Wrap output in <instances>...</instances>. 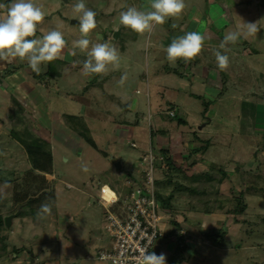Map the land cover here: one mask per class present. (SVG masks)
<instances>
[{"label":"rangeland","instance_id":"374dc122","mask_svg":"<svg viewBox=\"0 0 264 264\" xmlns=\"http://www.w3.org/2000/svg\"><path fill=\"white\" fill-rule=\"evenodd\" d=\"M0 2L10 3L11 0ZM77 2L33 0L44 12V20L37 26L33 39L41 38L51 29H58L67 42L56 59L61 62L55 65L58 76L38 79L33 77L35 72L27 66L26 59L0 60V214L4 218L9 217L8 225L0 231L6 244V254L0 257V264H109L96 259L97 251L108 241L97 192L102 184L114 188L116 176L112 174L120 172L117 164L124 165L126 159H130L129 147L115 141L114 127L117 123L125 124L120 117H128L124 118L128 125L132 123L134 113L140 118L147 116L143 94L147 82L150 100L155 98L157 87L164 89L160 108L151 113L168 126H175L177 116L182 114L181 105L171 99L176 96L182 98L189 92L200 95L199 100L194 98V106L184 112L191 120L189 126L196 130L197 125L208 118L202 114V101L211 100L206 94H213L212 88L217 86L215 78L209 75L206 94L203 86L197 83L193 82V85L198 89H191L186 61H168L166 47L173 38L194 30L200 21L201 28L208 29L220 39L229 31L236 30L241 20L257 22L258 31L264 35V0H185L186 7L179 16L169 18L163 25H156L152 32L142 35L120 25L119 14L133 6L144 10L149 0H84L86 6L96 13L97 26L88 36L91 41L89 50L92 44L107 42L119 50L121 57L118 68L110 65L106 73L86 77L82 73L81 62L87 58V50L75 49L76 54H70L73 41L81 38L79 22L70 23L71 20L78 21V14L72 11ZM113 33H116L115 38ZM98 35L103 39L98 40ZM242 39L247 41L244 46L246 55L241 60L236 58L237 62L229 58L230 64L222 72L223 78L228 71L233 73L234 85L232 79L226 82L222 79L221 86L225 88L219 97L224 101L220 111L222 115L217 111V117L212 115L214 128L211 129H221L223 116H227L230 140L224 151L230 159L236 157L239 172L234 176L227 175L232 183L231 192H237L229 194L225 208L228 212L233 209L238 197L245 208L240 216L228 215L230 219L238 218L232 222L238 227H230V232L235 230V234L223 239L220 248H212L198 240L194 243L189 264H264V133L258 132V128L248 135L236 133L238 125H244L243 117L236 118L239 110H248L240 99L251 105L264 104V47L253 36ZM242 48L239 41L230 44L228 57H233L231 51L240 52ZM203 50L189 62L207 63L212 52ZM46 66L42 64L39 73H43ZM6 68L7 73L3 72ZM124 74H127V79L121 86L118 81ZM179 81L186 84L179 86ZM134 90H137V95ZM12 98L22 109L25 126L32 128L49 145L51 171L46 175L28 173L29 163L24 150L9 136L13 124L7 114L13 108ZM168 103L175 104L174 110L178 111L174 119L167 116ZM126 110L131 112L129 116H126ZM242 113V116H248V113ZM70 116L78 119L71 120ZM76 130L87 131L96 148L90 147ZM148 131L144 121L143 125L131 126L127 139L138 142L136 140L141 137L146 142ZM82 164L87 165V172L82 171ZM153 175L159 176L156 168ZM6 182L10 187H3ZM42 191L52 195L39 196ZM24 193L25 197L37 199L30 203L36 211L35 221L29 217H16L13 197L19 200ZM44 203L52 204V214L41 218L37 216V210ZM192 226L197 229L195 224ZM166 229L167 225L162 231ZM216 231L217 236L210 232L209 237L217 239V242L223 241L219 228ZM203 238L207 240V237Z\"/></svg>","mask_w":264,"mask_h":264},{"label":"crops","instance_id":"0c3cea01","mask_svg":"<svg viewBox=\"0 0 264 264\" xmlns=\"http://www.w3.org/2000/svg\"><path fill=\"white\" fill-rule=\"evenodd\" d=\"M216 18H218V15L213 20L215 21ZM200 23L201 21L198 22L197 27L192 31L199 32L204 36L203 51L212 52V57H207V63L203 62L205 65L202 62H186L185 66L186 69L188 68V71H185H190L191 77L188 78L189 87L193 90L198 89L197 85H193V82L200 86L202 85L204 94H206L205 91H209L206 88L208 76L211 75L215 78L214 81L217 83V86L212 88L213 94H206L210 95L211 100H208V102L202 101L204 106L202 114L208 116L206 122L197 125L196 130H192L191 126H189V121L191 120H189L187 114L184 112H188L194 106L195 99L199 100L201 98L200 95L190 92L183 95L182 98L176 96L171 99L173 101L177 100L176 103L181 105L182 109V114L176 118L175 126H168L165 121L158 117L154 118L151 111L155 112V110L160 108L164 89L157 87L155 89L156 92H154L155 96H153L155 98L150 100L149 84L146 82L143 94L146 99L147 116L140 118L139 116L137 117V113L133 112L131 124L126 125L129 122L124 118L128 117H120L122 118L121 122L125 124L117 123L116 127H114L117 137L115 141L117 140L120 145L121 143L127 145L130 149L128 154L130 159H126L124 165L118 163L116 167L120 172L112 174L117 177H115L116 180L114 182L115 189L124 190L123 181L125 179H129L134 183L140 182L142 177L140 159L147 151L152 150L154 154L162 157L161 161L154 163V169L156 168L159 173L158 177L153 175L154 190L161 198L169 197V200L167 208H160L161 214L163 213L164 215H162L161 221L164 219L165 222L161 223L160 221V236L155 242L153 252L157 255L160 253L166 254V262H170L171 264H185V262L189 264L194 251V243L198 240H203V244L209 245L212 248H220L224 240L235 234V230H233V233L230 232V227L232 225L238 227L237 223H235L236 225L232 223L234 222L233 220H237L238 218L230 219L228 216L230 214L225 208V205L229 201V194L234 195L237 192H231L230 186H232V183H230L231 179L227 175L230 173L231 176H234L239 172V164L236 162V157L230 159L229 154L224 151L225 147H229L230 140L227 116H223L224 121L221 129H211L213 127L212 115L217 117L216 111L220 113L221 109H223L224 101L219 100L222 90L225 89L224 86H221L223 83L222 79H225V82L227 79H232V84L234 85L233 73L231 71L229 73L228 71L223 78L222 72L224 70L221 71L218 68L214 52L219 50L227 56L229 53L220 49L222 39L208 29L201 28ZM192 31L188 30V32ZM253 37L264 47V35L261 30L257 31ZM239 43L243 46L241 51H231L233 57H229L234 62L236 58L241 60L246 55L244 46H246L247 41L241 38ZM234 62L232 64H235ZM206 64H209V67ZM179 75L187 76L186 74ZM178 83L179 86L186 84V82L182 81ZM133 93L135 95L138 94L137 90H134ZM210 102H212L211 105L209 104ZM240 102H242L243 107L246 104L245 106L248 107V110H242V106L240 107L242 109H240L241 111L239 110V115L236 118L243 117L244 125L240 127L238 125L236 133L248 135L257 131L256 128H258V132L264 133V104L251 105L241 99ZM168 105L166 112H173V116H170L168 113L167 116L170 119H174V115L178 114L177 109L174 110L176 106L171 103H168ZM127 108L129 109L130 106ZM208 110L209 113L207 112ZM259 110H261L260 113ZM242 112L248 113V116H242ZM126 113V116H129L131 112L126 110ZM220 114L222 115V113ZM112 119L114 120V118ZM144 121H146L149 129L146 142L142 141L141 137L136 140L138 142L127 139L131 126L143 125ZM127 126H130V129ZM129 143H133L134 146H130ZM100 152V154L105 155V152ZM230 162L231 165L229 164ZM38 173L42 175L47 174ZM237 216H240V214H237ZM197 221L199 223L198 226ZM194 224L197 227L196 230L192 226ZM166 225L167 229L163 232L162 230ZM237 227L235 228L236 230ZM216 228H219L223 236L222 240L224 239L223 241L217 242L216 238V240H212L209 237L210 232L214 233V236L218 235L216 234ZM203 237H207V240H204Z\"/></svg>","mask_w":264,"mask_h":264},{"label":"clouds","instance_id":"9594fccd","mask_svg":"<svg viewBox=\"0 0 264 264\" xmlns=\"http://www.w3.org/2000/svg\"><path fill=\"white\" fill-rule=\"evenodd\" d=\"M185 0H149L147 8L140 10L136 7H128L119 14V23L125 28L137 34H145L153 31L156 25H163L169 18L179 16L185 9ZM72 11L78 14V29L81 38L73 41V51L87 50V58L82 63L84 76L100 75L109 70L111 65L119 67L120 52L109 43H95L89 46L91 41L89 34L96 28V13L88 8L84 0H78L73 5ZM44 20L42 8L33 3V0H11L0 2V60L26 59L27 66L35 73L40 72L42 64L50 63L59 58L62 50L66 47V40L62 31L51 29L41 38L31 39L37 32V26ZM257 22H242L236 29L224 35L220 49L225 52L230 44L237 43L242 37L247 38L257 33ZM98 40L103 39L99 35ZM204 36L196 31L187 32L183 36L173 38L166 47L167 60L175 62L178 59L190 61L198 56L203 48ZM218 68L223 71L229 66V57L217 50L214 52ZM127 74L121 76L118 81L123 85ZM82 171L87 172L86 164L81 165ZM4 188L10 187L6 182ZM52 214V204L44 203L37 210L38 217ZM140 264H166V254L148 252L144 250L139 258Z\"/></svg>","mask_w":264,"mask_h":264},{"label":"built area","instance_id":"2783aa9c","mask_svg":"<svg viewBox=\"0 0 264 264\" xmlns=\"http://www.w3.org/2000/svg\"><path fill=\"white\" fill-rule=\"evenodd\" d=\"M168 114L173 116L171 111ZM129 145L134 146L133 143ZM161 160L162 157L152 150L147 151L140 159V182L125 179V191L105 184L99 187L97 202L103 210V228L108 241L97 251V260L109 264H140L144 250L153 252L162 219L155 199L153 171L154 163Z\"/></svg>","mask_w":264,"mask_h":264},{"label":"trees","instance_id":"16d2710c","mask_svg":"<svg viewBox=\"0 0 264 264\" xmlns=\"http://www.w3.org/2000/svg\"><path fill=\"white\" fill-rule=\"evenodd\" d=\"M31 37V39H33ZM61 64L60 61L54 60L50 63H47L46 69L43 73H34L33 77L35 78H42V77H55L58 76V71L55 65ZM3 72H9L8 68H6ZM11 107L10 111L7 114V117L12 121V127L9 129V136L12 140L18 143L21 148L24 150L27 162L29 163V171L28 173L34 172H42V173H50L51 171V153L49 149L48 143L41 139L38 135L35 134L32 128L28 129L25 124L23 123V116H22V109L18 105V103L12 98L10 99ZM71 120L78 119L76 116H70ZM76 122V121H75ZM16 123L21 124V126L16 127ZM78 130H76L77 132ZM78 135L93 149L96 148L95 144L93 143L92 139L88 135L87 131L77 132ZM37 174V173H36ZM52 193H40L39 196H45ZM38 196V195H37ZM155 199L159 208H167V203L169 197L161 198L157 193H155ZM37 201V199H31L30 197H25V193L22 197L17 200L13 197V202L16 205V217L18 218H25L29 217L33 221L36 220V211L31 208L30 203ZM245 208L244 203L241 202L240 197L236 198V204L233 209L229 211L230 214H240L242 213L243 209ZM5 227L4 225V217L0 214V231L2 228ZM6 254V244L4 241V237L0 234V257Z\"/></svg>","mask_w":264,"mask_h":264},{"label":"water","instance_id":"95a60500","mask_svg":"<svg viewBox=\"0 0 264 264\" xmlns=\"http://www.w3.org/2000/svg\"><path fill=\"white\" fill-rule=\"evenodd\" d=\"M70 23L71 24H76V23H78V21L71 20ZM115 37H116V33H113V38H115ZM8 223H9V217H5L4 218V225L7 226Z\"/></svg>","mask_w":264,"mask_h":264}]
</instances>
